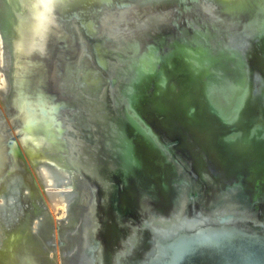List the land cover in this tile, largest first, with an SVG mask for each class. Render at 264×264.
Masks as SVG:
<instances>
[{
  "label": "water",
  "instance_id": "1",
  "mask_svg": "<svg viewBox=\"0 0 264 264\" xmlns=\"http://www.w3.org/2000/svg\"><path fill=\"white\" fill-rule=\"evenodd\" d=\"M0 47V264H264V0H0Z\"/></svg>",
  "mask_w": 264,
  "mask_h": 264
},
{
  "label": "bare ground",
  "instance_id": "2",
  "mask_svg": "<svg viewBox=\"0 0 264 264\" xmlns=\"http://www.w3.org/2000/svg\"><path fill=\"white\" fill-rule=\"evenodd\" d=\"M5 68V58H4V56H3V54H2V48L0 47V75H1V79H2V83H1V86H0V89L1 90H4L5 89V82H4V79H3V76H2V70ZM40 173H39V179H40V181L41 182H44L45 184H47V185H51L52 184V177L54 176H52V175H50V172H48L45 168H41L40 170ZM14 177H16V176H14ZM54 178H55V176H54ZM28 184V183H27ZM21 191V190H20ZM28 191H30V189H28ZM27 191V192H28ZM18 192V188H16V187H14V186H10L9 185V187L7 188V190L5 191V193H6V199L5 200H7V199H14L15 197L16 198H18L19 197V193H17ZM29 194H27V195H25L23 198H25V199H28V197L30 196V192H28ZM12 202V201H11ZM64 200H63V198H61V197H57V196H50V204H52L53 206H56V205H62L63 204V206H64V209H65V205H64ZM31 205H32V199H31V202H29L28 203V206H30L31 207ZM35 205L36 206H39V204H38V200H36V202H34V205H33V207H35ZM7 208H8V206H6ZM32 207V208H33ZM6 208V209H7ZM11 208V207H10ZM5 209V208H4ZM13 209H15V208H13ZM8 211V210H7ZM9 212H13V210H9ZM14 213V212H13ZM16 213V212H15ZM1 214V213H0ZM7 214V213H6ZM13 215V214H12ZM17 215V214H16ZM8 216V215H7ZM13 216H15V215H13ZM18 216V215H17ZM4 216H2L1 215V217H0V229L2 230V229H4V228H6V227H8V226H11L12 224H15L16 223V221L17 220H15V219H9V218H6L2 223H1V218H3ZM16 217V216H15ZM12 218V217H11ZM3 231V230H2ZM34 235L35 236H37V239H42V238H44V227H38L35 231H34ZM4 236V235H3ZM2 236V237H3ZM1 237V238H2Z\"/></svg>",
  "mask_w": 264,
  "mask_h": 264
},
{
  "label": "rangeland",
  "instance_id": "3",
  "mask_svg": "<svg viewBox=\"0 0 264 264\" xmlns=\"http://www.w3.org/2000/svg\"><path fill=\"white\" fill-rule=\"evenodd\" d=\"M2 77H1V75H0V86H1V83H2V79H1ZM25 187H28V184H24V187H23V189H21V191H19L20 192V194L24 197L25 195H27V194H29L27 191H28V188H25ZM22 196H21V198L20 197H18V198H12L11 200L10 199H7V200H5L6 199V194H5V198H3V200H4V202H3V205H2V207L0 208L1 210H0V213L2 214V216H4L3 218H1V223L6 219V218H9V219H15L16 220V218L17 217H19L20 215V212H21V207H23L24 206V204H26L27 202L29 203V202H31V197H28L29 198V201H28V199H25V198H22ZM33 200H32V205H31V208L33 207V205H34V202H36V200H35V198H32ZM12 201V202H11ZM46 201V203H47V206H48V209H49V211H50V214H51V216L53 217V219H55V218H57L58 216L60 217V215L61 214H63V212H64V206H63V204L62 205H56V206H53L52 204H50L47 200H45ZM21 202V203H20ZM6 206H8V208L6 207ZM52 206L54 207V208H52ZM11 207V208H10ZM5 208V209H4ZM7 208V209H6ZM13 208H15V209H13ZM8 210V211H7ZM9 210L11 211V210H13V212H9ZM16 212V213H15ZM7 213V214H6ZM15 215V216H13V215ZM19 215V216H17V215ZM8 215V216H7ZM12 217V218H11Z\"/></svg>",
  "mask_w": 264,
  "mask_h": 264
}]
</instances>
